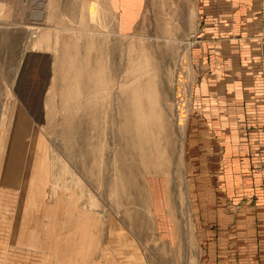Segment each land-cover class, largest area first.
Segmentation results:
<instances>
[{"label":"rangeland","instance_id":"374dc122","mask_svg":"<svg viewBox=\"0 0 264 264\" xmlns=\"http://www.w3.org/2000/svg\"><path fill=\"white\" fill-rule=\"evenodd\" d=\"M227 25L195 0H146L128 34L107 3L0 0V264L32 260L35 245L56 258L98 249L116 229L151 264H211L215 181L193 134ZM236 234L260 264L256 230Z\"/></svg>","mask_w":264,"mask_h":264},{"label":"crops","instance_id":"0c3cea01","mask_svg":"<svg viewBox=\"0 0 264 264\" xmlns=\"http://www.w3.org/2000/svg\"><path fill=\"white\" fill-rule=\"evenodd\" d=\"M83 1L98 2L100 6L107 3L108 9L117 17V31L122 34L133 30L146 2ZM195 1L202 17L228 19L226 33L229 37L226 42L211 45V106L197 102L202 123L195 125L193 134L195 145L207 147L205 153L210 156L211 176L215 181L213 200L207 204L213 211L209 219L218 225L219 244L211 251L207 250L205 256L211 258V264H237L235 259L241 256L242 264H252L251 235L236 234V228L249 226L259 235V263L264 264V174L257 170L258 163L264 160V0ZM124 15L128 16L127 23L122 20ZM238 19H242L241 22ZM210 29L212 34L223 32L221 27L211 26ZM31 56L30 66H34L37 56ZM221 74L227 76V85L221 80ZM211 115L216 116L211 118ZM155 200H160L158 194ZM160 222L164 226L168 223L161 217ZM163 236L164 241L171 243L170 234ZM113 238L115 240L106 241L98 249L88 246L83 251L59 250L61 253L57 258L56 255L42 256L46 253L35 245L28 250L32 260L21 264H151L136 241L130 240L122 229H116ZM226 238H231L229 243L232 245L221 249L220 244L226 242ZM236 241L244 242L243 247L237 250ZM212 242L216 243V238ZM181 252H175L176 256ZM184 254L187 257V253ZM45 257L54 259L45 260ZM200 264H203L202 260Z\"/></svg>","mask_w":264,"mask_h":264},{"label":"built area","instance_id":"2783aa9c","mask_svg":"<svg viewBox=\"0 0 264 264\" xmlns=\"http://www.w3.org/2000/svg\"><path fill=\"white\" fill-rule=\"evenodd\" d=\"M262 154H264V149L262 150ZM259 172L264 174V160L259 165Z\"/></svg>","mask_w":264,"mask_h":264}]
</instances>
